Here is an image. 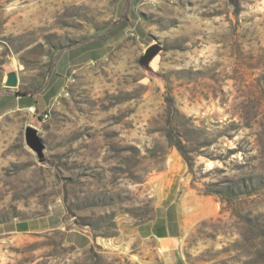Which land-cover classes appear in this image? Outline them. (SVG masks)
Instances as JSON below:
<instances>
[{
  "label": "rangeland",
  "instance_id": "1",
  "mask_svg": "<svg viewBox=\"0 0 264 264\" xmlns=\"http://www.w3.org/2000/svg\"><path fill=\"white\" fill-rule=\"evenodd\" d=\"M183 165L185 264H264V0H0V264H153ZM52 213L91 246L10 230Z\"/></svg>",
  "mask_w": 264,
  "mask_h": 264
},
{
  "label": "crops",
  "instance_id": "2",
  "mask_svg": "<svg viewBox=\"0 0 264 264\" xmlns=\"http://www.w3.org/2000/svg\"><path fill=\"white\" fill-rule=\"evenodd\" d=\"M55 92L56 90L48 94L49 102L57 96ZM37 99L35 95H26L19 98L16 105H36ZM182 170V177L169 196L155 206L150 218L138 223L133 229L134 234L145 243V256H149L153 264H185L181 239L190 225L212 207L209 195L199 194L193 188H188L179 196L181 187L189 180L188 175H185L184 165ZM68 223L62 218V214L52 213L43 221L17 223L10 227V230L58 227L66 231V238L73 246L78 249L89 248L93 242L91 235L79 229L66 228Z\"/></svg>",
  "mask_w": 264,
  "mask_h": 264
},
{
  "label": "water",
  "instance_id": "3",
  "mask_svg": "<svg viewBox=\"0 0 264 264\" xmlns=\"http://www.w3.org/2000/svg\"><path fill=\"white\" fill-rule=\"evenodd\" d=\"M159 51V45H154L152 46L146 53V55L144 56V58L146 60H149L150 58H152L157 52ZM11 84H15V79L13 78L11 81Z\"/></svg>",
  "mask_w": 264,
  "mask_h": 264
},
{
  "label": "built area",
  "instance_id": "4",
  "mask_svg": "<svg viewBox=\"0 0 264 264\" xmlns=\"http://www.w3.org/2000/svg\"><path fill=\"white\" fill-rule=\"evenodd\" d=\"M68 94V92H67ZM59 100V95H57L55 98H54V103H56L57 101ZM29 110L32 111L33 113H37L38 112V109L35 105H31L29 107ZM49 116V112H45L44 113V118H47Z\"/></svg>",
  "mask_w": 264,
  "mask_h": 264
},
{
  "label": "trees",
  "instance_id": "5",
  "mask_svg": "<svg viewBox=\"0 0 264 264\" xmlns=\"http://www.w3.org/2000/svg\"><path fill=\"white\" fill-rule=\"evenodd\" d=\"M211 192H213V191H206L207 194H209V193H211Z\"/></svg>",
  "mask_w": 264,
  "mask_h": 264
}]
</instances>
